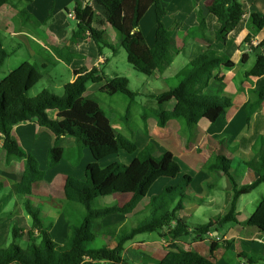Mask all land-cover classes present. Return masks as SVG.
Returning <instances> with one entry per match:
<instances>
[{
    "label": "trees",
    "instance_id": "16d2710c",
    "mask_svg": "<svg viewBox=\"0 0 264 264\" xmlns=\"http://www.w3.org/2000/svg\"><path fill=\"white\" fill-rule=\"evenodd\" d=\"M23 1L30 3L33 0H0V9L5 5L16 7ZM74 1L77 24L73 36L77 41L85 40L90 35L99 47L105 43V32L94 26L96 11L92 1H95L105 7L107 21L118 31L121 45L136 70L154 77L157 73L165 72L173 63L177 51L172 48V38L163 20L166 15L163 0ZM151 6H155L157 19L153 46L148 45L145 35L140 30L141 20ZM207 7L221 23L216 41L227 43L229 34L245 14L243 1L210 0ZM18 15L24 24L30 23L35 27L37 24L42 25L26 7L19 8ZM198 16L200 23L189 30V35L205 40L207 20L201 10ZM51 17L49 16L46 21ZM252 19L257 32L264 28V16L255 13ZM251 39L252 35H249L247 40ZM263 44L264 42L262 46ZM106 45L117 52L115 45L110 43ZM51 47L60 60L73 66V58L66 48L57 44H51ZM9 55L0 34V70ZM246 58L244 55L243 60L246 61ZM235 65V61L224 52L216 49L214 45H208V49L192 61L190 72L177 86L152 94L157 102V107L153 108L152 112L157 118L158 126L166 127L171 120L176 119L187 129L190 141L196 135V128L201 119L206 118L216 123L221 117H225L233 105L232 98L227 95H206L204 89L214 78L224 79L221 74L215 73L216 69L223 66L233 68ZM73 71L75 79L65 84L64 93L61 95L48 89H44L35 97L29 95L30 90L45 75L39 65L30 61H24L0 81V133L3 136V150L7 163L13 158L25 160L22 179L15 183L13 188L24 198V206L32 218L33 228L28 232L26 246H22L17 240L24 237L23 228L13 226V242L7 247L0 248V264H126L123 258L124 245L141 233L157 232L161 236H170L173 241H178L191 234L202 238L207 233L224 229L229 224L254 226L264 233L263 206L246 220H241L238 212L240 197L251 193L264 183V150H261L256 152L253 159L245 162V165L257 175L251 183L241 186L236 183L231 173L232 160L224 155H219L216 162L209 166V170L222 171L234 183L230 206L218 220L211 219L193 226L181 217L187 202L194 200L189 194L194 178L190 174H184L179 182L165 186L163 191L151 197L149 214L130 232L118 237L116 247L94 245L98 231L102 234L117 235L118 228L103 225L102 219L112 214L133 212L159 179H176L181 175L182 167L173 152L164 151L157 154L154 142L140 149L135 140L114 127L99 98L86 94L89 83L105 82L100 88L101 92L111 96L122 93L130 98L129 114L138 93L132 89L128 77L117 73L109 75L104 68L98 66H73ZM250 76H264V52L258 56L255 66L247 74V77ZM173 100L176 103L170 109L168 106ZM263 106L264 85L256 91V98L247 104L248 121H251L253 114L260 111ZM51 110L58 111L57 117L50 116ZM144 118L147 120L148 115L145 114ZM21 122H37L55 134V143L50 148L48 156L50 168L57 166L65 157L66 149L60 145L62 135L74 137L78 160L82 159L85 148L93 155L94 161L86 166L85 179L72 175L66 177L65 190L68 200L80 204L83 210L72 212L69 216V234L63 245L55 242L49 232L53 221L45 217L42 207L34 204L31 198L35 184L45 179L46 172L40 167L38 158L27 151L13 134V128ZM121 151L138 155L129 164L114 161L106 166L101 165L100 161ZM4 189L5 183L0 180V192ZM114 195H129L130 199L124 204L95 205L99 198ZM10 197L11 195L5 194L0 196V209L4 203L7 205ZM75 206L74 210L77 208V205ZM8 215V212L1 210L0 221ZM35 230L38 231L37 235ZM220 246L219 241L212 240L209 254L205 255L172 243L171 249L163 258L149 257L146 260L153 264H217L213 257ZM243 256L250 264L264 259V256L256 254L245 253Z\"/></svg>",
    "mask_w": 264,
    "mask_h": 264
},
{
    "label": "crops",
    "instance_id": "0c3cea01",
    "mask_svg": "<svg viewBox=\"0 0 264 264\" xmlns=\"http://www.w3.org/2000/svg\"><path fill=\"white\" fill-rule=\"evenodd\" d=\"M209 1L210 0H163V5L166 9V15L163 20L169 29L172 38V48L177 51V55L171 66L165 72L157 73L154 78L167 81V85H170L169 83L172 82L171 80L175 79L179 84L180 81L190 72L192 61L200 54L204 53L208 49V45H214L216 49L224 52L228 57L235 61L236 65L233 68H226L223 66L219 69H216L215 73L221 74L224 79L219 80L214 78L210 82L209 86L204 89V93H209L211 88L217 85L216 83H219L221 90L219 95L230 96L233 100V105L229 108L227 115L225 117H221L216 123H212L206 118L201 119L196 128V135L190 141L188 139V134L186 135L181 132L182 125L176 119L171 120L166 127L158 128L159 126L157 118L152 114V116L155 117V119L152 118V124L156 128L155 131H157L158 140L162 142L160 143V149L158 148V145L155 144L156 153L160 154L164 151H171L177 160H180V158L187 160L186 164L184 163L186 166L185 170L187 169L189 171L195 172V174L196 172H202V184L207 183V188L209 187V189H212L211 192L207 191L206 198L200 195V193L198 194L195 189L196 178L193 176L194 180L192 186L189 189V194L194 197V200L187 202L183 214L186 213L185 211L187 210L189 203L193 204L197 210L202 204H208L211 206V208L214 206L217 208L215 203H223V205L225 203L226 207L225 205L222 207V209H225V212L219 214L215 211L214 215L209 219L218 220L228 210V205L233 197L234 183L233 180H231L229 176L222 171L209 170V166L216 162L219 155H224L231 159V173L235 181L236 179L239 180V183L237 181L236 183L241 186L251 183L257 178L256 173L249 169L245 165V162L253 159L256 152L264 150V106L260 111H257L253 114L251 121H248V113L246 109L247 104L256 98V91L264 85V76L247 77V74L255 66L258 56L263 53L262 43L264 42V28L257 32L255 30L252 16L255 13L264 16V0H242L245 14L237 27L229 34L228 41L225 44L216 41V34L221 27V23L219 22L217 16L209 11L207 7ZM84 2H86V0ZM72 4H74L73 9L69 7ZM92 5L96 11L94 26L105 32V43H102L101 47L97 45L90 35H88L85 40L80 41H77L74 38L73 30L76 28V25L73 26L71 20L75 21L76 24L77 21L74 17L69 15V12H75L76 3L74 0H61L60 3L59 0H33L32 2L28 3V7H31L30 11H32L34 15L38 16L39 18L41 17V20H43V18L47 20L49 16H52L48 21L49 24L44 27L46 38H51V44H57L60 47L68 49L71 53V56L74 58H79L80 62L86 60V62L82 65H79V67L83 65L89 66L90 64L92 65L94 63V65H99V68H104L106 73L109 75H113L115 73L119 74L114 70L108 72L107 67L113 61L111 58L117 54L118 47L122 46L121 38L119 35H115L114 31L116 29L114 30V28L107 21V11L105 7L95 1H92ZM9 6L10 5L3 6L0 9V13ZM153 8L155 13L154 24L151 22ZM200 10L207 20L208 29L205 40L197 39V37L189 35V30L198 26L200 23L198 16ZM147 15H150L149 25L144 24V20L146 19ZM140 30L145 35L148 45L153 46L157 32L155 6H151L141 20ZM249 35H252V39L250 41L247 40ZM36 37L37 36L34 38ZM44 39L38 42H41L42 45H45ZM116 39H118L117 46L113 43ZM108 43L115 45L117 52L113 51L111 55H109L110 52H105V49L110 48L106 45ZM244 55L247 56L246 61L243 60ZM89 57L90 62L92 63L87 64V59ZM104 83L105 82H101L100 88L104 85ZM88 89L86 94L88 93ZM136 92L138 93L137 97H139L141 93L139 91ZM155 93L158 92L156 90H149L148 93L142 94V96L146 99L149 98L155 100L152 97V94ZM175 103V100L171 101L168 107L170 109L173 108ZM102 107L105 108L103 105ZM155 107H157V103L150 109L153 110ZM104 110L106 111V109ZM57 113V110H51L49 114L51 117L55 118L57 117ZM106 113L107 115L109 114L107 111ZM148 118H150V116H148ZM116 119H120L119 115L117 114L115 115L114 120ZM117 130L119 131V129ZM146 133H148L149 136V129ZM13 134L17 139H19L20 143L25 149L33 153L38 158L40 156L39 152H41L45 160H47L50 148L55 143V134L50 129H48V127H42L37 122H21L13 128ZM72 139H74V137L70 135H62L60 139V145L65 149L66 147L71 148L73 146L71 150H73L74 154H76V142L74 139V145L71 144ZM260 141L262 142L261 144H259ZM150 142L153 141L151 140ZM154 142L157 143V140L154 139ZM0 149H2L4 160L6 161V155L3 150V136L0 138ZM134 158L135 156H132L130 159H128L130 160L128 162L131 163ZM84 159H87L85 160L88 162L86 165H84ZM92 161H94L92 153L90 154L89 150H84L83 157L80 160V165L83 164L81 166H85L86 170V166ZM39 162L40 167L45 170V161L42 162L39 160ZM24 169L25 160L13 158L10 163L5 162L4 166L0 165V170L5 173L4 175L0 174V180L4 181L5 187L6 184H12L11 187L13 188L15 183L21 181ZM64 169L67 170V173L63 176L67 177L69 174L72 176L75 175V173L72 171L73 168L65 164L64 160H62L57 166L52 167L49 170H45L46 181H40L38 183H45V185L48 184L45 186L48 193L51 191L53 192L54 185H59L66 194V179L63 182H60L59 180V172L61 173V171ZM53 171L54 173H52ZM188 172H184L182 168L181 175H179L176 179L165 178L167 179L165 186L179 182L184 174H189ZM260 187H264V183L260 184L251 193L240 197L238 202V212L239 218L241 220H246L253 213H255L260 206L264 207V189L260 190ZM35 189L36 184L33 194L31 195L32 200H34ZM255 191L257 194L253 196V199L249 202H244L242 206L241 202L243 201V198L245 196H250L251 194L255 193ZM15 196L17 197V201L18 198H22V200H24V198L19 196L16 192ZM65 197L66 198L64 201L60 202L63 204L60 206L59 210H51L47 206L42 207L45 217L53 221V226L49 232L52 234L54 241L61 245L65 243L68 237L69 216L73 212V208L76 207L75 205L73 206L72 201L68 200L67 195ZM115 197L118 199H125V202L130 199L129 195H116ZM47 198H49V196H47ZM144 200L142 202H144ZM149 202L144 207L146 211L144 210L141 213L138 211V207H140L139 205L141 204L140 203L131 213L112 214L102 219L101 223L103 225L115 226L118 228L117 235L112 236L102 234L101 231H98L97 239L94 245L97 247H101L103 245H106L110 248L116 247L117 238L122 236L124 233L130 232L131 229L136 226V222L139 221L138 217L140 215L144 217V215L147 216L149 214ZM250 203H254L255 206L249 210L248 208ZM67 204L69 206H67ZM56 206L58 205L56 204ZM22 209L24 216L26 219H28V224L30 225L29 220L31 216L26 213L27 210L25 206H23ZM183 214H181V217H183ZM213 232L219 238H206V241L210 240L208 243V251H200L197 248H194L193 250L208 255L211 241H219L221 246L217 249L215 256L213 257V260L217 264H250L249 260L243 256L245 253L264 256V233H262L257 227L229 224L224 229L220 228L219 231L216 230ZM152 233L157 232H151V234ZM145 234L148 233L138 234L133 239L125 243L123 258L126 260V264L135 263L131 258V256H133L131 251L135 252L134 254L137 256V262L139 264H153L148 262L146 259L149 257L161 259L168 252L166 251L162 257L156 256L157 254H150V250H148V248H151L150 246L156 242L159 244L160 241H155V239H153L155 237L153 236L151 238L146 237L144 236ZM157 234L160 237L159 233ZM222 234H225V239L228 237L232 239V242L228 244L230 247L224 246V243L221 241V237L219 236ZM138 252H141V254L138 255ZM254 264H264V259H259L254 262Z\"/></svg>",
    "mask_w": 264,
    "mask_h": 264
},
{
    "label": "rangeland",
    "instance_id": "374dc122",
    "mask_svg": "<svg viewBox=\"0 0 264 264\" xmlns=\"http://www.w3.org/2000/svg\"><path fill=\"white\" fill-rule=\"evenodd\" d=\"M60 2L61 0H59V3ZM28 3L29 2L23 1V2H20L16 7H13L10 5L8 8H6L3 12L0 13V34L3 40L4 47L10 53V55L5 60L3 67L0 70V81L4 77H6L14 68L18 67L24 61H30L32 63H36L37 65H39L41 69L45 72V75L43 79L39 81L30 90L29 95L31 97H35L36 95L41 93L44 89H48L51 92L61 95L64 93L65 84L72 82L75 78L73 66L79 67V65L84 64L86 60L80 62L79 58H74L71 56V53L68 49L67 50L69 51L70 56L74 58L73 66H69L67 63L60 60V58H58L56 53H54V51L52 50L51 38H46V35H45L44 27H46L49 24V22L46 21L45 18L41 20L40 19L41 17L39 18L38 16L34 15L40 22H42V25L37 24V26L35 27V26H32V24L30 23L24 24L22 18L18 15L19 8H23V7H26L29 12L33 13L32 11H30L31 7L30 8L28 7ZM69 7L73 9L74 4H72ZM69 13H72V12H69ZM152 14L153 15H152L151 22L152 24H154V19H155L154 8L152 9ZM149 20H150V15H147L146 19L144 20V24L149 25L150 24ZM71 22L73 26L76 25L75 21L71 20ZM114 32L116 36L119 35L117 30H115ZM35 36L37 37L34 38ZM43 39H44L46 46L42 45L41 42H38ZM117 42H118V39H116L113 43L117 46ZM105 52H108V53L110 52L109 55H111L113 50L111 48H107L105 49ZM88 59H87V64L92 63L90 62V57ZM111 59L113 61L107 67L108 72H111L112 70H114L115 72H118L120 75H124L128 77L131 81V87L134 90L139 91L141 93V95L137 97V101L132 106L127 119H126V115L128 114V104L130 102V98L127 95L119 93V94H115L111 96V95H108L107 93L101 92L99 89L101 83H89V86H88L89 89H88L87 95H95L96 97L99 98V100L101 101V105H103L105 107L104 109H106V111L109 113L108 116L112 120L114 127L119 129V131L123 132L125 135L129 136L133 140H135L138 143L140 149H142L147 144H149L151 140L154 142V139L157 140V143L155 142L154 143L157 144L158 148L160 149V143L162 142L158 140V134H157V131H155L156 128L152 124V118L155 119L154 117L155 115L152 112L153 110L150 109L154 107L157 102L156 100H152L149 98L146 99L145 97L142 96V94L148 93L149 90H152V91L156 90L158 93H161L162 91L170 89L173 86L177 85L178 81L173 79L171 80L172 82L169 83L170 85H167V81H164L161 79H155L154 77H149L141 73L140 71L136 70L134 66L129 62L127 52L122 46L118 47L117 54ZM90 65L88 67L99 66V65H94V63L91 66ZM216 84L217 85L211 88L209 93H207L206 95H219L221 91L220 85L219 83H216ZM116 114L119 115L120 117L119 120L117 119L114 120ZM145 114L150 116V118L145 120L144 118ZM152 114L154 116H152ZM179 123L181 122L179 121ZM182 124L183 123H181V125ZM148 129L150 131V134H149L150 138L148 136V133H146ZM186 130L187 129H185L184 126L182 125L181 132L187 135ZM1 137H2V134L0 138ZM73 140L74 139H72L71 144L74 145ZM261 143L262 142L260 141L259 144ZM72 148L73 146L71 148L66 147L65 157L63 159L64 163L73 168L72 171L75 173L74 177L77 175L76 178L85 179V166L84 167L81 166L83 164L80 165V160L77 159L76 154H74V151L71 150ZM84 150H89V149L85 148ZM89 153L91 154L90 150H89ZM39 155H40L39 158L38 157L37 158L42 162L45 161L44 162L45 170H49L50 167L48 166V157H47V160H45L41 152H39ZM137 155L138 153L131 154L126 151H121L119 154L103 159V161H101V165L106 166L114 161H119V162L129 164L128 161L130 160L128 159H130L132 156L136 157ZM85 160L87 159H84V165L88 163ZM5 162L6 161L4 160L2 149H0V165L4 166ZM178 162L182 166L184 172L189 171L187 169L185 170L186 166L184 165V163L186 164L187 160H183L182 158H180ZM52 173H54V171ZM66 173H67V170L65 169L61 171V173L59 172L60 182L65 181L66 176H63V175ZM188 173L196 178L195 189L197 193L198 194L200 193V195L206 198L207 191L211 192L212 189H209V187L207 188L208 186L207 183L202 184V179H203L202 174L203 173L196 172L195 174V172H192V171H189ZM0 174L4 175L5 173L0 170ZM166 180L167 179L162 178L155 184V186L152 188L150 194L146 197L144 202H142L139 205L140 206L138 207L139 213L145 210L144 207L146 206V204L149 202V200L151 199L153 195L159 194L161 191H163L164 186L166 184ZM43 181H46V179ZM236 181L239 183L238 179H236ZM46 185L45 183L36 184L34 200H33L34 204H36L37 206H41V207L47 206L51 210L52 209L59 210L60 206H62L63 204L60 202H63L64 199L66 198L65 197L66 194L64 190H62L59 185H56V186L54 185L53 192L51 191L50 193H48V191H46V188H45ZM11 186L12 184L11 185L6 184L4 191L0 192V196H3L4 194L11 195L10 200L7 203V205L6 203L3 204L2 202L3 207L0 209V211L3 210L9 213L8 216L4 217V219L0 221V248L7 247L13 242V239H14L13 226L14 225H18L23 228L24 237L17 240V242L21 244L22 246H26L25 241L28 240V232L33 230L32 219L30 218L29 220L30 225H29L28 219H26L24 216V212L22 209V207L24 206V200H22V198L20 199L18 198V201H19L18 203L17 197L15 196V191L13 190ZM263 189L264 187H260V190H263ZM256 194L257 192L255 191V193L250 195L251 197L245 196L243 198V201L241 202L242 206L244 202H249L250 200H252L253 196H255ZM47 196H49V198H47ZM115 196L116 195L108 196L105 198H99L95 202V205L104 206V205H112L115 203H118V204L125 203V199H120V198L118 199ZM230 203L228 205V208L230 206ZM56 204L58 206H56ZM209 204H212V203H209ZM74 205H77V208L75 210L73 209V213L75 211L79 212L83 210L81 209L80 204L73 203V206ZM215 205L217 206V208H215V206L211 208V206L208 204H202L200 208L197 210L195 209V206L193 204L189 203V205L187 206V210L185 211L186 213L183 214V218L186 220L188 218V221L193 226H196L197 224L205 223L209 221V219L214 215L215 211L218 212L219 214H221L222 212H225L224 211L225 209H222L225 203L224 205L223 203L221 204L215 203ZM67 206L69 205L67 204ZM254 206H255L254 203H250L248 209L250 210ZM145 217H146L145 215L144 217L140 215L138 217V220L142 221ZM139 221H137L136 223H139ZM34 232L36 235L38 234L37 230H35ZM224 235L225 234L219 235L221 237L220 239L224 243L225 247H230V245L228 244L232 242V239L230 237L225 239ZM144 236L150 237V238L153 236L155 237L153 238L155 239V241L156 240L160 241L159 244H157V242L155 244H152L150 246L151 248L147 247L148 250H150V254L152 255L157 254L156 256L158 257H162L166 253V251L171 249L172 243H177L180 247L185 248V249L197 248L200 251H204V250L208 251V245H209L208 243L210 242V240L206 241V238L209 237V238L216 239V237H218L217 235L214 234V232H209L206 235H204V237L202 238H198L196 234H191L187 237L186 236L183 237L181 240H178V241H173L170 238V236L160 235L161 237L160 238L157 233L151 234V232H149L148 234H145ZM149 240H152V239H149ZM131 252L133 254L131 258L135 262L134 264H139L137 262L138 258L134 254L135 252L134 251H131ZM138 253H139L138 255L141 254V252H138Z\"/></svg>",
    "mask_w": 264,
    "mask_h": 264
},
{
    "label": "built area",
    "instance_id": "2783aa9c",
    "mask_svg": "<svg viewBox=\"0 0 264 264\" xmlns=\"http://www.w3.org/2000/svg\"><path fill=\"white\" fill-rule=\"evenodd\" d=\"M69 15L72 16V17H74V18H76V14H75V12L70 13ZM262 48H263V52H264V44H263Z\"/></svg>",
    "mask_w": 264,
    "mask_h": 264
}]
</instances>
